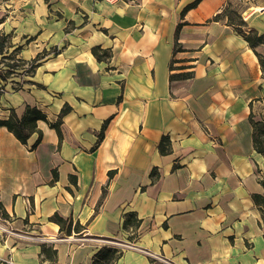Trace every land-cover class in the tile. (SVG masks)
<instances>
[{
	"label": "crops",
	"instance_id": "0c3cea01",
	"mask_svg": "<svg viewBox=\"0 0 264 264\" xmlns=\"http://www.w3.org/2000/svg\"><path fill=\"white\" fill-rule=\"evenodd\" d=\"M227 1L264 35V0H0V69L33 63L0 78V120L45 114L26 143L0 126V264H95L105 247L121 252L99 264H264V43L214 18Z\"/></svg>",
	"mask_w": 264,
	"mask_h": 264
},
{
	"label": "trees",
	"instance_id": "16d2710c",
	"mask_svg": "<svg viewBox=\"0 0 264 264\" xmlns=\"http://www.w3.org/2000/svg\"><path fill=\"white\" fill-rule=\"evenodd\" d=\"M196 2V1H195ZM195 2L189 4L193 5ZM187 5V6H189ZM226 17L227 21L232 24L235 31L237 33H241L246 41L248 42L250 47L255 48V45L259 43H264V35L256 33L255 30L252 28H247L246 22L244 19L241 18L240 14L237 13V11L234 9V7L231 5L229 1L225 4V8L218 14L214 16L216 19H221ZM8 40V34H4L0 32V54L3 53V49L5 48ZM91 52L96 56L98 59H102L105 57H108L110 55V52H108L106 49L100 48V46H95L91 49ZM42 53L36 57H41ZM4 58L3 65L5 66V69H0V77L2 79H5L9 77V74L15 71L14 69L19 66L20 59L15 58L13 55H1ZM18 61H13V60ZM259 61H261V66L264 70V60L262 57H259ZM33 63H30L28 65L27 72L29 70H32ZM189 72H184L181 74H178L177 76L185 78L186 76H189ZM2 92V89H0V93ZM58 120L54 123H51L53 127L58 129V121L61 119L62 115L67 113L69 111V107L67 105L63 106L60 109ZM45 114L42 111H39L35 107H27L25 109V114L19 118L16 116L14 112L11 113L9 118L7 119H1L0 120V126L4 125L8 128L9 131H11L15 137H17L18 140L22 141L23 143L27 142V139L30 137L32 132L37 131L36 129V121L37 120H44ZM252 143L253 147H255V150L258 152H261L264 154V121L252 120ZM39 135L36 137L35 141H33L30 144V147L33 148L36 146V144L40 141ZM157 150H159L162 154L168 153L170 151L169 149V138L168 136L163 135L161 139L158 142ZM111 174V171L109 172ZM262 187L264 189V179L261 180ZM252 198L255 203L259 205L262 212V218L264 220V191L260 194H253ZM53 220H55L59 225L60 228L65 225V220L63 218H59L56 214L51 216ZM123 227L128 228L131 227L132 229L139 225V220L135 216L134 212L127 213L125 217L122 220ZM77 224H75V227ZM71 224L68 223L66 231H70ZM44 250V247H43ZM54 252V250H53ZM121 251H118L117 248H107L105 247L103 250H99L96 257L94 258L95 264H99L98 260L103 259L104 263L108 261H112L116 259Z\"/></svg>",
	"mask_w": 264,
	"mask_h": 264
},
{
	"label": "built area",
	"instance_id": "2783aa9c",
	"mask_svg": "<svg viewBox=\"0 0 264 264\" xmlns=\"http://www.w3.org/2000/svg\"><path fill=\"white\" fill-rule=\"evenodd\" d=\"M5 69V66L3 67ZM15 71H13L12 73L9 74L10 75H13L14 72H16V69H14ZM1 78V77H0ZM14 86H18L20 83L19 82H14L12 83ZM110 243H113L115 246H127V247H133L131 244L129 243H126V242H114L112 240H109ZM145 254L147 255H150L151 257H153L154 259L158 260L160 263H163V264H175L173 262H171L168 258H166L165 256H161L159 254H156L150 250H142Z\"/></svg>",
	"mask_w": 264,
	"mask_h": 264
},
{
	"label": "rangeland",
	"instance_id": "374dc122",
	"mask_svg": "<svg viewBox=\"0 0 264 264\" xmlns=\"http://www.w3.org/2000/svg\"><path fill=\"white\" fill-rule=\"evenodd\" d=\"M13 61L16 62V61H18V60L15 59V60H13ZM3 62H4V61H3ZM18 62H19V66H17V69L21 70L22 68H23V69L27 68V65H28V64H23L21 61H18ZM17 69H16V72H14V74H13V75H10L9 77L18 76V73H17L18 70H17Z\"/></svg>",
	"mask_w": 264,
	"mask_h": 264
},
{
	"label": "bare ground",
	"instance_id": "6f19581e",
	"mask_svg": "<svg viewBox=\"0 0 264 264\" xmlns=\"http://www.w3.org/2000/svg\"><path fill=\"white\" fill-rule=\"evenodd\" d=\"M2 226H0V228H1ZM2 229V228H1Z\"/></svg>",
	"mask_w": 264,
	"mask_h": 264
}]
</instances>
